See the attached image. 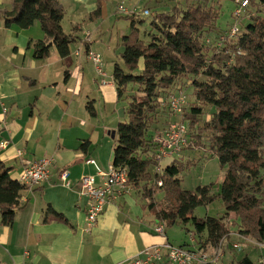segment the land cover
I'll return each mask as SVG.
<instances>
[{
	"label": "trees",
	"instance_id": "obj_1",
	"mask_svg": "<svg viewBox=\"0 0 264 264\" xmlns=\"http://www.w3.org/2000/svg\"><path fill=\"white\" fill-rule=\"evenodd\" d=\"M177 1L184 4L164 11L146 8L149 13L143 16L150 18V30L143 36L138 25L144 18L125 15L129 32L121 36L123 65L114 64L112 80L118 100L126 98L128 103L125 118L117 122L114 131L111 165L126 170L127 185L141 194L152 223H162L164 231L179 224L192 236L179 246L212 251L221 241L219 262L228 254L224 264H255L248 253L236 261L235 251L251 243L244 238L253 241L255 247H264V0H235L240 6L246 1L241 6L245 12L242 17L232 14L237 23L241 18V25L236 23L238 33L224 41L222 37L235 23L225 31L217 27L221 0ZM156 2V7L161 4ZM100 3L97 0L92 15L100 14ZM63 17L58 0H12L10 9L2 13L5 26L40 24L44 37L32 43L33 57L39 60L49 55L52 46L60 57L69 55L75 36L64 32ZM187 89L192 99L187 98L182 111L174 115L168 99L179 91L187 96ZM174 120L187 128L188 143L182 151L200 149L216 156L220 167L226 168L218 193L213 192L212 183L193 191L182 189L183 166L175 156L164 166L156 162L154 139ZM152 126L155 134L149 133ZM86 146L87 142L81 145ZM10 171L0 158L3 225L12 224L26 188ZM160 191L164 195L157 201L155 196ZM216 198L224 204L223 216L194 215L197 207ZM45 213L44 221L50 216L65 220L51 207Z\"/></svg>",
	"mask_w": 264,
	"mask_h": 264
},
{
	"label": "crops",
	"instance_id": "obj_2",
	"mask_svg": "<svg viewBox=\"0 0 264 264\" xmlns=\"http://www.w3.org/2000/svg\"><path fill=\"white\" fill-rule=\"evenodd\" d=\"M58 1L75 13L69 32L62 20L64 32L75 40L67 57H60L52 46L49 55L39 60L33 57L32 43L44 37L40 24L5 26L2 13L10 9L12 0H0V158L14 178L25 163L51 159L49 178L26 187L12 224L0 223V264H130L144 248L169 239L166 231L165 235L154 231L156 225L141 194L132 188L107 202L93 226L86 222L87 199L78 195V180L90 175L101 181L98 170L112 166L115 131H110L114 120L96 122L93 101L101 98L102 104H116L119 100L112 76L106 80L101 70L104 78L97 84L96 76L84 67V61L93 62L87 55L93 39L81 25L87 16L92 20L97 0ZM102 1L103 18L109 2ZM94 68L96 73L95 63ZM63 170L73 183L70 188L60 180ZM48 207L65 220L50 216L44 221Z\"/></svg>",
	"mask_w": 264,
	"mask_h": 264
},
{
	"label": "rangeland",
	"instance_id": "obj_3",
	"mask_svg": "<svg viewBox=\"0 0 264 264\" xmlns=\"http://www.w3.org/2000/svg\"><path fill=\"white\" fill-rule=\"evenodd\" d=\"M158 1L161 3L159 6H155ZM107 0L109 2L108 14L107 16L100 15H91L92 20H90L87 16L85 22L81 25L83 32H90L91 34H87L88 37L92 41V51L94 53H99L101 55V70L106 72L107 77L105 79L110 80L112 76V70L115 63L119 65H123L120 52L122 50L121 47V36L122 34H126L129 32V19L122 13L117 11V6L122 4L127 8L135 7L136 11L139 13L142 10L149 8L151 12L154 11H164L170 9L172 6L182 5L184 2L177 0ZM105 1L101 0L100 5ZM239 7L241 10L240 16L244 15V7H241L240 4L235 0H221L219 6V17L216 21L217 27L221 31H225L229 29L232 24H236V19L232 16L236 8ZM63 8V7H62ZM63 8L64 12V29L65 31L69 32L71 27V20L77 19L75 13L73 12L72 8ZM65 11L67 12L65 14ZM83 12L85 10H82ZM118 12V13H116ZM93 14V12H92ZM82 18L84 17V13L81 14ZM144 18V23L142 25H138L140 29V35L143 36L144 31L147 30L146 33L150 30L149 27V20L148 16H140ZM241 19V18H240ZM240 19H238V25L240 24ZM244 19V18H243ZM81 22L79 20H76ZM82 23V22H81ZM83 32L79 34L82 36ZM209 38H213L212 36H208ZM84 67L86 70H90L91 74H94L97 79V84L101 82V79L104 78L97 69L95 73L94 63L91 61H84ZM94 76V78H95ZM101 78V79H100ZM187 98L190 100L192 99V94H190V89L186 90ZM128 100V99H127ZM125 99L119 100L118 103H104L102 104L101 98L93 101L94 106L96 107V113L98 120L106 121L107 123L114 120L115 126L111 128V132L115 130L117 125V117L120 116L119 120H123L125 118V108L127 106L128 101ZM89 114V113H88ZM90 116L92 114L90 113ZM93 117V116H92ZM118 120V121H119ZM158 127H161V121L157 124ZM149 133L155 134V126L150 128ZM177 159L180 160V165L182 167V171L180 173V186L182 189L191 190L193 191L199 185L205 184H213V192L218 193L220 183L224 177L226 168L220 167L219 161L216 156H208L204 151L200 149H186L180 153L179 156H175ZM172 158H165L161 161V165H166L171 162ZM190 160V161H188ZM111 166H109L105 171L109 170ZM149 171L153 173L154 167L150 166ZM71 181V180H70ZM72 183V181H71ZM73 184V183H72ZM164 195L163 191H160L156 194L155 199L157 201L162 200ZM225 213V208L222 200L220 198H216L213 202L205 206H199L194 210V215L197 217H205V216H212V217H220L223 216ZM231 218L234 216L231 214ZM231 227L235 228V225ZM166 233L170 242L174 245L183 244L185 242L190 241L189 234L185 233V230L179 224H174L168 228H166ZM252 243V242H251ZM247 243L244 247L238 248L235 251V258L236 261L239 260L245 253H248L250 258L254 261L255 264H260L261 261L264 259V247H255L253 244ZM229 259V255L225 254L222 258V261L225 262ZM162 264V263H160ZM221 264V263H219Z\"/></svg>",
	"mask_w": 264,
	"mask_h": 264
},
{
	"label": "built area",
	"instance_id": "obj_4",
	"mask_svg": "<svg viewBox=\"0 0 264 264\" xmlns=\"http://www.w3.org/2000/svg\"><path fill=\"white\" fill-rule=\"evenodd\" d=\"M246 1L241 3L243 6ZM117 11L124 15H148V10L145 9L141 13L136 11L135 7L127 8L122 4L117 6ZM234 14L238 16L240 10L236 9ZM238 33V25L234 24L230 27L226 37H222V41L234 37ZM87 55L97 66V70L101 73V59L100 55L92 51H88ZM187 100L185 92L179 91L173 94L168 99V105L174 115H178L182 111V107ZM186 125L174 120L169 122L167 127L157 134L155 142L157 144V151L155 160L158 163L165 158L179 155L182 149L187 145ZM18 155H22L18 152ZM90 162H94L90 160ZM50 158H42L25 163L18 173L17 180L26 187H33L46 181L50 175ZM159 170V165L156 167ZM101 177L100 182H96L90 175H82L78 180L79 197L87 199L86 206V222L89 226H93L98 217L101 215L104 206L107 202L114 199L117 195L125 194L130 187L127 185V173L124 168H113L112 166L107 171L98 170ZM60 180L63 186L70 188L72 183L68 178V172L63 170L60 172ZM162 184L161 181L158 182ZM154 231L158 234L165 235L164 226L162 223H157ZM242 237V236H241ZM244 238V237H242ZM190 235V240H192ZM246 241L253 242L248 238ZM262 246V244L257 243ZM237 243H233L237 247ZM223 255V245L219 244L212 250H204L200 247L179 246L165 241L163 244L148 246L144 248L140 254L132 258L130 264H159L167 261L168 264H218Z\"/></svg>",
	"mask_w": 264,
	"mask_h": 264
},
{
	"label": "water",
	"instance_id": "obj_5",
	"mask_svg": "<svg viewBox=\"0 0 264 264\" xmlns=\"http://www.w3.org/2000/svg\"><path fill=\"white\" fill-rule=\"evenodd\" d=\"M112 136H114V132H112Z\"/></svg>",
	"mask_w": 264,
	"mask_h": 264
}]
</instances>
